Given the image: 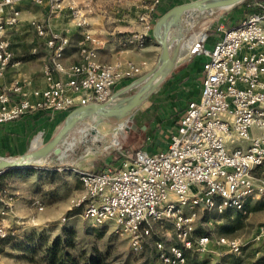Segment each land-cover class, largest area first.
Returning <instances> with one entry per match:
<instances>
[{"label": "built area", "instance_id": "1", "mask_svg": "<svg viewBox=\"0 0 264 264\" xmlns=\"http://www.w3.org/2000/svg\"><path fill=\"white\" fill-rule=\"evenodd\" d=\"M26 1L45 2L0 0V77L13 62L8 33L19 26V5ZM49 1L47 18L30 22L49 51L43 67L47 87L34 89L31 96L16 82L0 87V123L32 111L68 113L78 106L106 103L119 83L144 73L145 62H105L100 50L107 42L117 52L145 48L162 0L147 1V9L139 15L140 31L111 41L88 29L81 1ZM258 6L235 25L220 24L221 36L213 46H206L208 34L203 32L192 47L207 58L201 91L188 102L165 148L152 152L141 147L134 156L122 153L120 165L101 172L73 168L82 184V196L74 200V208L92 225L113 229L132 251L143 250L154 226L171 222L180 242L166 246L156 240L157 257L164 264H185L186 249L205 252L212 240L210 235L195 234L200 211H243L250 199L264 198V175L256 176L264 167V1ZM64 9L80 29L81 38L51 27V18ZM74 50L78 58L66 63ZM254 128L260 134L254 135ZM14 199V193L0 189V252L22 224L14 214ZM36 203L38 209L44 208L43 203ZM259 233L264 235V224ZM217 242L231 253L242 252L238 238L220 236Z\"/></svg>", "mask_w": 264, "mask_h": 264}, {"label": "rangeland", "instance_id": "2", "mask_svg": "<svg viewBox=\"0 0 264 264\" xmlns=\"http://www.w3.org/2000/svg\"><path fill=\"white\" fill-rule=\"evenodd\" d=\"M263 1L254 0L243 6L239 3L228 10L215 12L214 18L203 19L195 27L187 42L195 39L193 46H196L203 32L208 34V40L210 37L218 39L221 36L220 24L230 27L233 23L242 21L257 11L258 3ZM33 9L39 12L41 7L31 3L21 6L22 19L19 31L24 35H28L29 31L26 26H22L23 21L28 22L29 17L34 15L30 12ZM153 39L156 41L154 37ZM156 42L160 51L161 47L158 41ZM194 53L195 50L190 48L182 51L181 55ZM156 107L157 104L154 105L153 101L148 99L128 119L107 120L99 125L83 122L51 155L48 166L10 170L0 177L1 190L8 195L17 193L16 195L25 197V204L20 210L22 211L20 221H24L23 230L3 252L1 250V264H72V262L81 264L95 256L101 257L104 264H164L157 257L155 241L163 240L166 246L180 242L171 222L154 226L152 236L147 239L143 250L134 252L127 240L116 234L113 229L92 225L81 215V210L74 208V203L82 193L74 199L64 193L65 187L71 181L69 176L77 175L74 167L87 170L93 168L96 159L110 160L116 152L121 154L125 147L132 149L143 147L148 134L138 126L133 129L131 125L146 123L145 121H149L152 116L153 120H161L165 113L153 112ZM168 116L169 113L166 118ZM123 123H126V127L121 129ZM41 135L39 144L49 139ZM72 141L75 145L70 148ZM262 172H257L256 176H263ZM25 173L30 175L27 181L12 179L13 176ZM37 198H41L44 206L42 210L34 203ZM199 215L196 235H210L212 240L221 235L232 236L238 238L243 245L240 254L231 253L226 247L218 244L213 245V254L216 251L220 253L215 255L217 258L220 257L219 264H264V235L260 236L259 233L260 227L264 224V198L250 199L243 211L234 209L222 213L200 211ZM35 219L36 224H33L31 220ZM28 221H31L30 224ZM206 255L209 254H203ZM209 261L210 264L217 263L214 260L212 262V259Z\"/></svg>", "mask_w": 264, "mask_h": 264}, {"label": "crops", "instance_id": "3", "mask_svg": "<svg viewBox=\"0 0 264 264\" xmlns=\"http://www.w3.org/2000/svg\"><path fill=\"white\" fill-rule=\"evenodd\" d=\"M79 1H81L83 13L88 22V29L92 33L108 41H111L113 38H116V36L125 34L126 32L140 31L142 29V23L139 21V15L148 7L146 0ZM183 1L188 2L191 0H162L161 4L156 9L154 23L170 8L176 6L177 4H181L179 2L184 3ZM29 3L31 2H22L19 7L21 8V6H25ZM39 6L41 7L39 12H36L34 9L33 11L31 10L30 12L34 15L29 17L28 22L23 21L24 23L22 26L27 27V31H29L28 35H24L19 31L21 27L20 24L18 27L9 31L8 38L11 41V47L14 51V59L5 74L0 77V87L16 82L22 85L30 96L32 95V91L34 89L38 87H47L46 80L43 75V67L49 60V51L46 48L43 39H41V37H39L31 28L30 22L33 19L42 20L47 18V15L49 14L50 1L45 0V2ZM35 15L39 17H36ZM51 19L50 24L54 31L66 32L74 38H81V31L75 24V21L71 18V14H69L67 9H64ZM150 36L151 37H149L146 47L141 50L117 52L116 50L113 51V44L111 42H107L104 48L100 50V58L101 60L110 63H114L116 61L124 63L129 60L138 64L145 62V65L143 66L144 75L156 66L161 53L157 42L153 39L152 32L150 33ZM216 40L210 37V39L207 40L208 42H206V46H213ZM195 41L192 43L193 45ZM193 45L189 47V43L187 42L183 51L192 48ZM77 58V50H74L71 54L66 56L65 62L71 63ZM206 60L207 58L204 55L197 53H194L193 55L187 54L186 56L181 55L178 63L174 67V70L167 75V77L160 84L159 88L148 98L153 101L154 105L157 104L158 106L153 112L163 111L165 116L159 121L153 120L152 118H150L149 121H145V119H143L146 123L141 122L137 125L138 128L145 130L148 134L147 138L149 139H147L143 148L156 152L168 145V141H170V133L177 125V122L183 114L188 102L193 98H197L200 94L202 80L204 77L203 65ZM134 80L135 79H126L119 83L116 89H123V87L127 86ZM168 113L169 118H166ZM65 114V112L39 110L29 112L17 120L0 123V156H18L19 154H24L33 148L44 144H39L42 138L41 134L49 139L53 137ZM252 133L254 135H258L260 134V131L254 128ZM259 171H263L262 174H264V167L259 168L257 172ZM29 177L30 175H26L25 173V175L13 176L12 179H17L23 182L27 181ZM69 177L71 181L68 184L69 186L67 185L68 187H65L64 193L74 199L82 193V184L81 181H79L78 175H72ZM16 194L14 193L15 203L13 210L14 214L21 218L20 216L22 215V211L20 210L25 204V197L22 195L18 196ZM38 201L41 202V198H37L34 203L37 204L36 202ZM31 221L33 224H36V219ZM31 221H28V223ZM23 224L24 221H22V224L18 227L17 231L15 230L14 234H11L7 238L5 245L2 247V252L8 244L12 243L17 236L20 235L19 232L23 230ZM227 237L234 238L232 236ZM217 244L218 242L216 238L215 240H211L208 245V250L205 252H198L192 249H186L185 251L196 255L198 259H212V262L213 260L214 262H218L220 257L217 258L215 255L220 253L216 251L213 254L212 249V246ZM203 254L209 255L203 256Z\"/></svg>", "mask_w": 264, "mask_h": 264}, {"label": "water", "instance_id": "4", "mask_svg": "<svg viewBox=\"0 0 264 264\" xmlns=\"http://www.w3.org/2000/svg\"><path fill=\"white\" fill-rule=\"evenodd\" d=\"M243 1L191 0L170 8L153 27L152 35L158 41L161 53L152 70L119 89L106 103H90L71 109L62 118L53 137L44 144L18 156H0V171L48 166L51 155L81 123L99 125L107 120L122 121L134 115L174 70L195 27L203 19L214 18L215 12L228 10ZM131 127L134 129L137 124L132 123Z\"/></svg>", "mask_w": 264, "mask_h": 264}, {"label": "trees", "instance_id": "5", "mask_svg": "<svg viewBox=\"0 0 264 264\" xmlns=\"http://www.w3.org/2000/svg\"><path fill=\"white\" fill-rule=\"evenodd\" d=\"M252 1H254V0H245L241 4L243 6V5H245V4L249 3V2H252ZM179 3H182V2H179ZM257 10H258V8H257ZM235 24H237V22L233 23L232 25H235ZM232 25H230V26H232ZM151 118H153V116ZM138 149L139 148L132 149V148L125 147L122 150V153H126L127 155H130V156H134ZM122 153L120 154L119 152H116L110 158V160H106L105 158L104 159H102V158L101 159L100 158L96 159L94 161L92 170L97 171V172H101L108 166H118V165H120L121 164V159H122ZM8 171H10V170H7V171L3 172L0 175V177L4 176V173H7ZM6 240L4 241L3 245H5ZM184 255H185V258H186L185 264H210V261H209L210 259L200 260V259H198V257L196 255H194L192 253H189V252L187 253V251H184ZM72 264H75V263L72 262ZM81 264H104V261H103V259H101V257L95 256V257H91V258L85 260ZM215 264H219V262H217Z\"/></svg>", "mask_w": 264, "mask_h": 264}, {"label": "bare ground", "instance_id": "6", "mask_svg": "<svg viewBox=\"0 0 264 264\" xmlns=\"http://www.w3.org/2000/svg\"><path fill=\"white\" fill-rule=\"evenodd\" d=\"M195 41V39H193L192 41L190 40V42H189V47H191L193 44V42ZM194 47V46H193ZM128 126V125H127ZM126 127V123H123V124H121V129H124ZM71 139V138H70ZM75 145V142L74 141H72L71 143H70V148H72L73 146ZM68 153V152H67Z\"/></svg>", "mask_w": 264, "mask_h": 264}]
</instances>
